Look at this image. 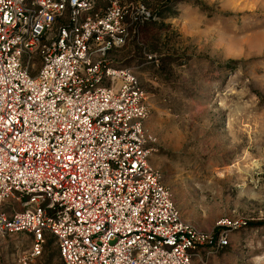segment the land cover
<instances>
[{
	"label": "built area",
	"instance_id": "1",
	"mask_svg": "<svg viewBox=\"0 0 264 264\" xmlns=\"http://www.w3.org/2000/svg\"><path fill=\"white\" fill-rule=\"evenodd\" d=\"M0 0V245L63 264H195L229 244L187 222L150 164L148 95L115 55L153 15L118 0Z\"/></svg>",
	"mask_w": 264,
	"mask_h": 264
},
{
	"label": "rangeland",
	"instance_id": "2",
	"mask_svg": "<svg viewBox=\"0 0 264 264\" xmlns=\"http://www.w3.org/2000/svg\"><path fill=\"white\" fill-rule=\"evenodd\" d=\"M153 18L115 55L148 95L150 164L182 217L229 244L195 264H264V0H118ZM100 5L103 0H99ZM0 264H63L53 238L42 256L14 235Z\"/></svg>",
	"mask_w": 264,
	"mask_h": 264
},
{
	"label": "crops",
	"instance_id": "3",
	"mask_svg": "<svg viewBox=\"0 0 264 264\" xmlns=\"http://www.w3.org/2000/svg\"><path fill=\"white\" fill-rule=\"evenodd\" d=\"M100 7H104L105 5H99Z\"/></svg>",
	"mask_w": 264,
	"mask_h": 264
}]
</instances>
